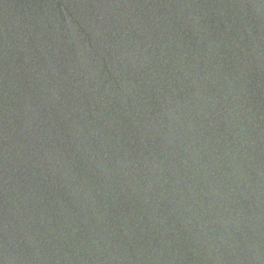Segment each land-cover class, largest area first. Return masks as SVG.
Wrapping results in <instances>:
<instances>
[{
	"label": "water",
	"instance_id": "water-1",
	"mask_svg": "<svg viewBox=\"0 0 264 264\" xmlns=\"http://www.w3.org/2000/svg\"><path fill=\"white\" fill-rule=\"evenodd\" d=\"M0 264H264V0H0Z\"/></svg>",
	"mask_w": 264,
	"mask_h": 264
}]
</instances>
